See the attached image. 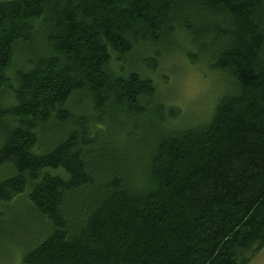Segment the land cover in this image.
<instances>
[{
    "label": "trees",
    "instance_id": "trees-1",
    "mask_svg": "<svg viewBox=\"0 0 264 264\" xmlns=\"http://www.w3.org/2000/svg\"><path fill=\"white\" fill-rule=\"evenodd\" d=\"M177 39L228 81L181 128L149 77ZM20 202L46 228L22 264H248L264 249V0L1 2L0 207Z\"/></svg>",
    "mask_w": 264,
    "mask_h": 264
},
{
    "label": "rangeland",
    "instance_id": "rangeland-1",
    "mask_svg": "<svg viewBox=\"0 0 264 264\" xmlns=\"http://www.w3.org/2000/svg\"><path fill=\"white\" fill-rule=\"evenodd\" d=\"M5 1L9 0H0V3ZM178 40L166 45L149 77L157 88L159 99L181 111L180 123L174 124L181 128L210 118L228 81L218 72H212L202 58H199L202 60L199 65L190 64L185 51L194 49ZM141 57L142 54L137 59ZM141 135L144 137L145 133ZM45 232L44 223L23 202L0 207V264H22L23 256ZM248 264H264V249Z\"/></svg>",
    "mask_w": 264,
    "mask_h": 264
}]
</instances>
